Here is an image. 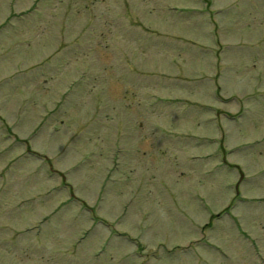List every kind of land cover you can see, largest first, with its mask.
<instances>
[{
	"label": "rangeland",
	"instance_id": "rangeland-1",
	"mask_svg": "<svg viewBox=\"0 0 264 264\" xmlns=\"http://www.w3.org/2000/svg\"><path fill=\"white\" fill-rule=\"evenodd\" d=\"M0 264H264V0H0Z\"/></svg>",
	"mask_w": 264,
	"mask_h": 264
}]
</instances>
